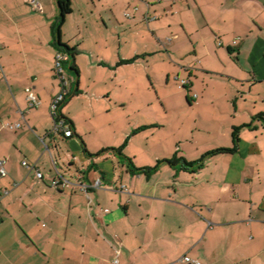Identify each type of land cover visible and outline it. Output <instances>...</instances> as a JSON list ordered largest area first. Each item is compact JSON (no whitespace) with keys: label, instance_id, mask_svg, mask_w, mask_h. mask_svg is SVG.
Segmentation results:
<instances>
[{"label":"crops","instance_id":"obj_1","mask_svg":"<svg viewBox=\"0 0 264 264\" xmlns=\"http://www.w3.org/2000/svg\"><path fill=\"white\" fill-rule=\"evenodd\" d=\"M81 2L59 32L58 0H0V264H264V0H89L77 15ZM60 42L77 51L60 110L71 138L51 134ZM182 81L180 103L160 99L164 122L108 144L116 120L96 104L137 107L139 86ZM236 127L238 150L209 154ZM59 175L72 185L53 187Z\"/></svg>","mask_w":264,"mask_h":264},{"label":"rangeland","instance_id":"obj_2","mask_svg":"<svg viewBox=\"0 0 264 264\" xmlns=\"http://www.w3.org/2000/svg\"><path fill=\"white\" fill-rule=\"evenodd\" d=\"M81 1V0H79ZM79 5L76 4L74 6V10H76V14H79V10L83 5H91L89 3V0H82ZM75 14V15H76ZM74 15V16H75ZM73 16V18H74ZM71 17V16H70ZM76 18L72 20V22L65 25V29L71 33L72 36H75L77 34L76 29ZM94 41L89 42V45H93ZM86 70V69H85ZM83 82L84 84L91 85V77L92 72L85 71ZM185 87H182L180 85V82L175 83L174 85L167 86L165 89L160 88L158 85L152 86L149 85L148 87L146 85L139 86L138 89V99H137V107H134V104L128 103V105H124L123 103L119 102H111L108 106L109 109L107 110L105 106H100L96 104L94 111H96L100 115V121L101 118L103 121L101 123H106L107 121L116 120V123H114V126L104 128L106 129V132L109 133V136L107 137L108 144H118L121 142V139L123 136H126V132L129 131L130 124H134V122H138L141 124L147 123L150 124L151 122H164L166 110L161 102L162 97H168L170 95H174V99H176V103H180L183 100V96L181 93H183ZM127 91H122V94L120 96L121 100H125L127 98ZM180 92V93H179ZM172 96L168 98H173ZM185 99V98H184ZM147 103V106H141V104ZM186 101V99H185ZM74 112L82 113V107L81 103L80 105L78 102H75L73 104ZM184 112V111H183ZM194 113V112H192ZM149 117V119H147ZM152 120V121H150ZM132 130V129H131ZM128 138V135H127ZM124 140V139H123ZM138 141V140H137ZM124 142V141H123ZM142 141H138L137 144L141 143ZM156 144H160L159 141ZM157 146V145H156Z\"/></svg>","mask_w":264,"mask_h":264},{"label":"built area","instance_id":"obj_3","mask_svg":"<svg viewBox=\"0 0 264 264\" xmlns=\"http://www.w3.org/2000/svg\"><path fill=\"white\" fill-rule=\"evenodd\" d=\"M32 6H34L37 10H41L43 8L42 0H27ZM128 16V13H126ZM238 41L234 42V45H237ZM70 66H71V56L65 51H59L55 57V65H54V75L55 78L60 83V91L54 97L51 105H50V113L54 119V126L51 130L52 135H63L66 138L73 137V131L70 127V124L61 116L60 110L66 100L69 98L71 94V89L69 88L70 84ZM187 81H182L181 86L185 87L187 85ZM28 102L30 108H35L40 105L39 98L32 92H29ZM22 125L17 123L15 125H10L9 128L11 130L19 129ZM4 161L0 160V175L2 177L7 176V171L4 168ZM23 166L29 171H35L38 180L44 179L45 175L40 170L36 168L35 165L30 164L28 161L23 162ZM72 183L62 175H59L56 180L53 181L52 186L60 189L67 188ZM79 188L88 193L90 189H99L101 186V179H97L92 185H87L82 182H78ZM182 262H188L187 257H183L181 259ZM115 263H118V259L115 260ZM196 264H200V262H196Z\"/></svg>","mask_w":264,"mask_h":264},{"label":"trees","instance_id":"obj_4","mask_svg":"<svg viewBox=\"0 0 264 264\" xmlns=\"http://www.w3.org/2000/svg\"><path fill=\"white\" fill-rule=\"evenodd\" d=\"M58 6H59V12H60V17H59V21H58V30H59V32H61V28L64 25L67 16L70 15L73 12L72 0H58ZM59 44H60L61 48L62 47L66 48V49L62 48V51L67 52L71 56V66H70V69H69L70 72H74L75 74L79 75V70H78L76 64L72 63L73 59L77 55V51L75 49H72V48L68 47V46H64L61 42ZM133 61H135V59L130 60V61H121L119 63V65L129 64V63H131ZM185 88H186V86H185ZM259 117L264 120V114L260 115ZM64 119L70 124V121H68V119H66V118H64ZM248 126H250V125H248ZM240 129L241 128L236 127L233 130V133H232V136H233V147L232 148L219 149V150L213 151V152H211L209 154L234 153V152H236L238 150V144H239V141H240V137H239ZM139 130H141V129H139ZM103 152H105V151H103ZM167 161L170 162V163H175L178 160L175 159V160H167ZM202 162H203V159L198 161V162H195V163H187L186 162V165L200 167V166H202ZM157 166L155 168H157Z\"/></svg>","mask_w":264,"mask_h":264}]
</instances>
